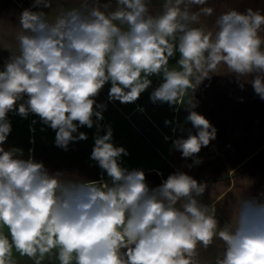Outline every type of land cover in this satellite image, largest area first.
<instances>
[{
	"label": "clouds",
	"instance_id": "obj_1",
	"mask_svg": "<svg viewBox=\"0 0 264 264\" xmlns=\"http://www.w3.org/2000/svg\"><path fill=\"white\" fill-rule=\"evenodd\" d=\"M148 2L115 0L113 7L112 0H80L78 7L60 8L51 22L43 11L20 13L19 54L0 70V228L8 230L0 231V264H16L13 249L34 264L53 250L59 264H201L198 248L206 250L217 239L223 249L214 264H264V194L238 199L231 220L221 225L199 199L206 183L177 171L150 189L142 170L122 167L120 157L128 152L114 146L110 125L94 137L91 152L110 184L50 174L32 156L20 158L21 149L3 146L12 111L39 116L65 150L86 140V133L73 134L92 128L93 117L103 119L96 108L106 105H97L95 97L108 82L109 101L127 104L150 87L149 77L160 76L151 102L177 105L223 65L241 89L251 83L264 100L260 10L229 9L208 29L192 26L213 16L208 0H164L156 15ZM34 6L51 8L52 0H34ZM177 52L179 70L169 68ZM196 107L193 95L186 121L196 133L173 141L183 158L216 139L217 129Z\"/></svg>",
	"mask_w": 264,
	"mask_h": 264
},
{
	"label": "crops",
	"instance_id": "obj_2",
	"mask_svg": "<svg viewBox=\"0 0 264 264\" xmlns=\"http://www.w3.org/2000/svg\"><path fill=\"white\" fill-rule=\"evenodd\" d=\"M105 2L107 0H101V3ZM163 2L149 0V13L159 14ZM79 4L80 0H52V7L45 8L35 7L34 0H0V70H3L4 62L11 54H19L16 36L20 32L19 15L24 9L43 11L51 22L60 8L78 7ZM112 4L115 7V0H112ZM208 6L214 8L213 16H202L200 24H194L193 27L212 29L216 17L233 8L240 12L252 8L264 14V0H208ZM178 59L177 52L169 60V68L179 70ZM218 74L205 79L195 92L188 89L178 99L177 105L151 102L152 91L162 83L160 76L149 77L152 80L150 87L136 102L127 104L109 101L111 83H106L95 97L97 105H106V109L96 108L102 111L103 119L97 121L93 117L92 128L78 127V132L73 135L78 136L83 132L88 138L70 142L67 150L56 146V132L44 125L39 116L30 113L27 118H22L15 111L9 112L7 118L12 130L3 146L6 150L21 149L22 155L18 154L20 158L32 156L35 161L42 162L50 174L61 172L69 179L110 184L107 173L99 167L98 162L91 159L94 137L106 134L107 126L110 125L112 143L128 152V155L120 157L122 167L129 171L142 170L150 189L160 186L170 174L177 171L206 183L205 192L199 199L223 225L231 220L238 199L264 194V100L255 93L251 83H244L241 89L236 77L228 72L226 66H220ZM193 95L197 103L194 110L211 122L217 134L216 139L202 147L196 156L183 158L182 153L173 146V141L187 138L189 132L196 133L191 122L186 121L189 114L187 105ZM26 99L27 96L18 104ZM166 120L172 123L166 125ZM165 137L168 139L165 140ZM196 159L201 162L196 164ZM0 231L8 234L6 227L0 228ZM222 249V241L217 239L206 250L198 248V259L201 264H214ZM13 260L16 264H34L33 260L20 256L14 249ZM42 264H59L56 250L46 255Z\"/></svg>",
	"mask_w": 264,
	"mask_h": 264
}]
</instances>
